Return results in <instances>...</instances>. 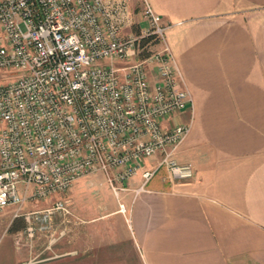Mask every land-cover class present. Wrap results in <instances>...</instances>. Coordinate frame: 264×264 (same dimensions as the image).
<instances>
[{
	"label": "built area",
	"instance_id": "obj_1",
	"mask_svg": "<svg viewBox=\"0 0 264 264\" xmlns=\"http://www.w3.org/2000/svg\"><path fill=\"white\" fill-rule=\"evenodd\" d=\"M135 5L0 0V209L18 210L100 172L127 220L118 195L137 171L134 194L160 167L172 180L192 176L190 163L173 157L190 117L164 123L192 101L166 41L168 25L147 0ZM142 36L155 43L137 57ZM67 204L58 197L42 209L21 211L27 234L30 221L45 229L53 214L69 213Z\"/></svg>",
	"mask_w": 264,
	"mask_h": 264
},
{
	"label": "crops",
	"instance_id": "obj_2",
	"mask_svg": "<svg viewBox=\"0 0 264 264\" xmlns=\"http://www.w3.org/2000/svg\"><path fill=\"white\" fill-rule=\"evenodd\" d=\"M147 2L168 25L166 41L191 95V105L164 123L190 117L173 157L190 163L192 176L172 180L160 167L134 194L140 177L133 174L120 194L128 207L127 220L120 212L122 237L135 264H264V0ZM74 184L89 187L82 178ZM96 202L75 209L81 218L72 240L41 260L74 251L69 256L85 253L98 264L95 217L105 206ZM105 209L119 212L117 201ZM16 252L0 264L26 255Z\"/></svg>",
	"mask_w": 264,
	"mask_h": 264
},
{
	"label": "rangeland",
	"instance_id": "obj_3",
	"mask_svg": "<svg viewBox=\"0 0 264 264\" xmlns=\"http://www.w3.org/2000/svg\"><path fill=\"white\" fill-rule=\"evenodd\" d=\"M154 47L153 44L150 45ZM149 158L145 159L148 163ZM82 178L89 186L74 184L76 179ZM94 178V179H93ZM65 191L54 194L45 199H30L25 201L18 210L16 206L9 205L7 208L0 210V257H5L6 254H16L19 248H25L26 255L24 258L16 261V264H78L83 262L88 264L86 254H81L80 257L69 256L74 253L70 251L65 256L56 257L48 260H41L42 257L52 254L50 248L58 247L60 240H72L76 225L81 216L75 211L83 205L95 208L96 201L106 207H110L116 198L109 192L107 183L100 172L87 173L77 177ZM93 179V184L91 183ZM101 181L98 182V180ZM76 183V182H75ZM72 187V188H71ZM109 189V190H108ZM119 193V199L121 200ZM66 199L69 213H56V216H51L50 224L45 229H39L36 222L30 221L32 225V233L27 234V221L23 218L21 211L42 209L49 206L55 198ZM14 206V207H13ZM98 211L95 217L97 223V263L98 264H135L134 250L130 243L122 237L120 225L123 216L120 212L113 211ZM17 212V215H13ZM17 228V230L15 229ZM111 235V237H110ZM11 244L9 246V243ZM69 256V258H68ZM67 257V258H66ZM81 258V259H80Z\"/></svg>",
	"mask_w": 264,
	"mask_h": 264
},
{
	"label": "trees",
	"instance_id": "obj_4",
	"mask_svg": "<svg viewBox=\"0 0 264 264\" xmlns=\"http://www.w3.org/2000/svg\"><path fill=\"white\" fill-rule=\"evenodd\" d=\"M133 30L137 33V25H133ZM155 43V39L152 36H142L137 41L138 51L137 57L145 56L150 50V45Z\"/></svg>",
	"mask_w": 264,
	"mask_h": 264
}]
</instances>
